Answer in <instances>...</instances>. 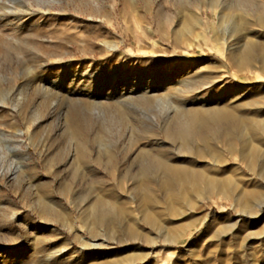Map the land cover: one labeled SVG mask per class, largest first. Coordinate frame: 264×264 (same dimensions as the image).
Masks as SVG:
<instances>
[{
    "label": "rangeland",
    "instance_id": "374dc122",
    "mask_svg": "<svg viewBox=\"0 0 264 264\" xmlns=\"http://www.w3.org/2000/svg\"><path fill=\"white\" fill-rule=\"evenodd\" d=\"M216 1L0 0V264H264V180L238 156L264 152L252 134L264 122V52L250 68L231 64L239 44L218 13L232 0ZM240 1L228 11L244 19L264 7ZM244 29L264 45V27ZM222 105L246 140L210 141L226 168L217 175L247 198L213 194L188 212L190 187L135 169L190 161L165 137L167 116Z\"/></svg>",
    "mask_w": 264,
    "mask_h": 264
},
{
    "label": "bare ground",
    "instance_id": "6f19581e",
    "mask_svg": "<svg viewBox=\"0 0 264 264\" xmlns=\"http://www.w3.org/2000/svg\"><path fill=\"white\" fill-rule=\"evenodd\" d=\"M241 2L242 1L240 0H232L231 2L228 1L223 4L218 13V22L224 23L225 25L232 24V29L229 31L224 30L223 35H226V39L228 38L229 41H235L236 44H239L229 52L228 58L231 64L250 68L260 61L259 58L262 55V52H264V45L261 41L250 39L249 32L244 28L250 24V21L264 27V7H256L250 14L252 19H244L241 16V13L243 12L238 14V10L236 11L237 13H234L235 11L233 13L228 11L232 8L235 10L239 9L242 4ZM218 3L220 2L209 0V8L213 10ZM194 21L196 24H202V21L198 16L194 18ZM123 78L124 80L127 79L126 76ZM148 82L152 83L151 80ZM75 85L78 86V84ZM122 85H124V83H122ZM137 85L136 82L133 83L131 89L133 90ZM126 92L129 93L130 91L127 90ZM122 97L125 99L129 96L126 95ZM123 101L124 100H122V102ZM233 113L235 112H233L232 107L222 105L207 109L204 108L203 110L186 109L181 112L174 111L169 114L167 116V123L170 130L165 132V137L172 141L178 140L182 150L190 155V161L183 160L179 162L176 161L177 163H171L169 159L155 157L152 162L146 165L136 166L135 173L156 174L155 177L151 176L150 180L159 186L190 187V193L193 194L192 196L199 200L192 201L189 198L183 201L186 211L188 212H190L199 201L204 198H209L213 196V194H222L226 196L232 195L235 204L241 202L244 203V197L247 198V194L239 192L233 195V189L236 185L235 181L231 177L221 178L217 175L218 172H225L226 168L221 166L220 160L214 156L215 150L212 145L213 143H210V141L216 142L218 138L224 135L226 137L232 135L239 141L246 140L244 134L242 135L240 132L235 133V130L240 127L238 123L241 121V118L238 114ZM252 128V134L264 138V122H259ZM194 138H198L200 142L194 143ZM2 149L6 154L12 155V157L15 156L14 153L18 150L14 146L9 147L7 144L2 146ZM226 151L230 152L229 148H226ZM248 152V156L242 151L238 152L240 162L248 171L255 173L264 180V152L257 147L249 148ZM198 159H203L204 161H196ZM212 169H215L214 174H210ZM8 170L11 171V168L8 167ZM14 171L15 170L11 172L14 173ZM0 174H2L1 170ZM180 213L184 214L183 212ZM106 215H108V211L103 207L99 213L98 219L103 221L106 219ZM188 227H190V225H185L183 227L180 226L177 229V233H184V229Z\"/></svg>",
    "mask_w": 264,
    "mask_h": 264
}]
</instances>
